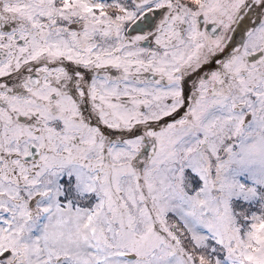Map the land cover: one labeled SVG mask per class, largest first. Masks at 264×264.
<instances>
[{
    "label": "snow or ice",
    "instance_id": "obj_1",
    "mask_svg": "<svg viewBox=\"0 0 264 264\" xmlns=\"http://www.w3.org/2000/svg\"><path fill=\"white\" fill-rule=\"evenodd\" d=\"M0 264H264V0H0Z\"/></svg>",
    "mask_w": 264,
    "mask_h": 264
}]
</instances>
